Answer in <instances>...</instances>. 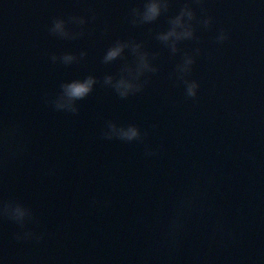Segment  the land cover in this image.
Returning a JSON list of instances; mask_svg holds the SVG:
<instances>
[{
	"label": "water",
	"instance_id": "obj_1",
	"mask_svg": "<svg viewBox=\"0 0 264 264\" xmlns=\"http://www.w3.org/2000/svg\"><path fill=\"white\" fill-rule=\"evenodd\" d=\"M185 3L212 22L193 21L195 38L173 54L156 35ZM136 6L143 0H0V129L19 127L23 146L0 163V200L30 206L38 223L28 228L44 237L17 240L19 226L0 217V264H264V0H171L144 25L130 22ZM70 16L86 18L69 25L83 36L49 32ZM118 39L141 43L158 69L124 99L103 84L134 62L126 49L103 63ZM82 51L71 65L51 60ZM184 53L195 61L186 76L199 84L195 98L176 75ZM88 75L98 83L78 114L45 103ZM109 120L148 135L104 139ZM194 184L197 209L173 244L174 205Z\"/></svg>",
	"mask_w": 264,
	"mask_h": 264
},
{
	"label": "clouds",
	"instance_id": "obj_2",
	"mask_svg": "<svg viewBox=\"0 0 264 264\" xmlns=\"http://www.w3.org/2000/svg\"><path fill=\"white\" fill-rule=\"evenodd\" d=\"M199 2V0H197ZM171 7V0H143L142 8L139 6L130 9V22L133 25H144L156 21L163 13H167ZM95 19V16H93ZM193 21H197L195 11L190 4L185 3L180 7L178 14L168 18V29L157 33L156 39L164 44L175 54L180 51L178 45L185 40L195 38V27ZM204 26L211 25V18L197 21ZM87 23L86 18L82 16H70L67 20L63 18H54L49 32L62 39H76L84 35L83 30L77 32L69 28V25L75 24L83 26ZM218 41L223 42L227 36L221 32L217 37ZM130 50L134 57L133 63H124L120 69L118 78L112 75H106L103 78V84L109 86L122 99L140 92L146 81L142 82L141 77L146 73H155L158 69L153 65L152 59L155 54H150L144 49L141 43L135 40H116L106 51L103 57V63L108 64L117 60L124 59L125 50ZM199 53V49L195 50ZM86 52H80L79 56L72 53H63L59 56L53 54L51 60L53 63L60 61L64 65H71L83 59ZM194 57L184 53L182 63L176 66V75L178 80L182 81L186 88V96L195 98L199 84L195 80H188L186 76L191 72L194 64ZM98 80L93 75H88L84 79H74L71 82H62L60 91L54 96L45 97V103L49 104L55 111H64L71 114H78L79 107L77 101L85 99L94 90ZM19 127L9 129L7 127L0 129V163H6L11 157H14L23 150V146L14 144L15 137L19 134ZM148 133L141 132L136 124L117 125L114 121H107L106 127L102 131V137L107 140H121L125 142H144ZM159 149H153L150 146L145 147L147 156H155ZM200 194L199 185L193 187L185 194L181 195L173 208V214L167 226L166 237L171 243H175L178 235L185 227L186 217L197 209V201ZM0 217L16 223L20 232L16 233L17 240H34L40 242L43 240V234H38L28 228L30 223H38L33 210L30 206L18 200H0Z\"/></svg>",
	"mask_w": 264,
	"mask_h": 264
}]
</instances>
